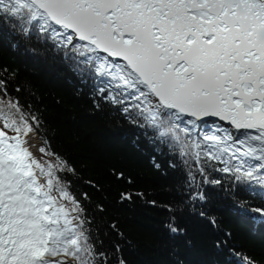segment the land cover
Masks as SVG:
<instances>
[{"label":"snow or ice","instance_id":"snow-or-ice-1","mask_svg":"<svg viewBox=\"0 0 264 264\" xmlns=\"http://www.w3.org/2000/svg\"><path fill=\"white\" fill-rule=\"evenodd\" d=\"M5 29L13 49L34 51L35 43L71 61L82 81H93L98 110L115 108L174 154L177 198L159 205L173 241L193 249L201 221L223 231L209 189L231 191L232 210L264 229V0H0ZM17 75L0 64V264H128L124 234L104 219L108 189L51 146L39 107L19 95L34 94ZM153 166L161 169L155 157ZM216 173L229 177L228 189ZM108 175L133 184L124 171ZM116 195L117 204L145 196ZM231 238L218 235L215 258L200 264H221L220 256L258 264ZM179 252L174 244L172 264H186Z\"/></svg>","mask_w":264,"mask_h":264},{"label":"trees","instance_id":"trees-1","mask_svg":"<svg viewBox=\"0 0 264 264\" xmlns=\"http://www.w3.org/2000/svg\"><path fill=\"white\" fill-rule=\"evenodd\" d=\"M12 41V34L6 29L0 32V64L15 69L18 73L16 83L31 88L34 101L24 92L19 95L39 107L46 121L44 134L51 138V146L84 168L85 178L99 177L108 189L104 193L109 202L104 219L107 223L115 220L124 234L120 242L128 264H172L174 257L170 252L174 244L179 247V255L186 264H200L215 258V250L210 245L218 235L223 236V231L232 233L230 245L237 251L264 264V229H253L247 218L232 210L231 191L209 189L212 192L211 211L218 217L223 231L217 233L206 225L200 227L199 224H204L201 221L193 233V249H185L173 241L164 227L169 214L159 205L177 198V173L169 167L174 154L165 145L153 146L149 136L122 119L115 108L105 104L98 110L93 103V81H82L72 70L71 61L35 43L29 45L34 51L23 45L13 49L9 47ZM153 157L161 165L160 170L153 166ZM112 168L130 175L133 184L116 181L108 175ZM215 175L223 176L225 189H228L229 177ZM123 190L143 192L144 199L134 198L132 203L117 204L116 193ZM84 191L89 192L94 203L101 202L100 193L88 188ZM237 196L248 198L241 191ZM152 200L158 206L147 203ZM110 239L115 240V234ZM219 259L224 264L225 257ZM228 259L235 264L234 257Z\"/></svg>","mask_w":264,"mask_h":264},{"label":"rangeland","instance_id":"rangeland-1","mask_svg":"<svg viewBox=\"0 0 264 264\" xmlns=\"http://www.w3.org/2000/svg\"><path fill=\"white\" fill-rule=\"evenodd\" d=\"M41 144V141H40V139H36V145H37V148H36V150H35V154L37 155V156H39L40 155V153L38 152V146Z\"/></svg>","mask_w":264,"mask_h":264},{"label":"bare ground","instance_id":"bare-ground-1","mask_svg":"<svg viewBox=\"0 0 264 264\" xmlns=\"http://www.w3.org/2000/svg\"><path fill=\"white\" fill-rule=\"evenodd\" d=\"M34 143L36 144V140H34ZM37 147H34L32 150L35 152Z\"/></svg>","mask_w":264,"mask_h":264}]
</instances>
